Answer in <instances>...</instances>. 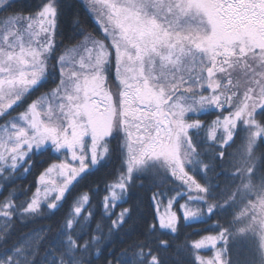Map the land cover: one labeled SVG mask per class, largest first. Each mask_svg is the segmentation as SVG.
<instances>
[{
	"label": "snow or ice",
	"instance_id": "6c2138e0",
	"mask_svg": "<svg viewBox=\"0 0 264 264\" xmlns=\"http://www.w3.org/2000/svg\"><path fill=\"white\" fill-rule=\"evenodd\" d=\"M12 4L13 0H0V10ZM62 7L61 0H41L26 15L13 8L0 28V115L24 103L46 78ZM88 9L103 39L89 36L70 59L60 55L58 65H53L60 74L56 87L0 128V173L15 170L29 152L49 143L57 153L68 154L39 175L38 187L21 214L38 213L42 201L48 200V209H56L73 182L109 153L110 138L122 135L126 171L109 186L110 195L103 202L106 214L127 194L134 173L170 172L182 190L168 198V208L186 196L180 205L185 219L235 208L231 219L217 222L216 234L192 242L198 264H240L230 253L234 244L246 240L254 244L257 255L245 264H264V174L257 183L253 151L257 139L264 143V121L257 119L258 109L264 113V0H88ZM113 55L119 81L115 94L106 79ZM212 108L220 114L211 121L189 119L190 114ZM238 122L246 131L245 155L234 161L240 182L215 194L213 185H202L186 170L201 156L194 135L203 130L207 140L223 149L233 141ZM218 155L223 158L225 153ZM166 196L160 190L152 199L158 202ZM188 202L198 206L193 210ZM0 207L4 217L15 211L10 200ZM81 207L75 206L73 216ZM130 216L131 209H121L109 231L122 227ZM177 219L169 212L159 218V226L175 233ZM73 224V219L66 221L69 230ZM102 239L92 236L81 245L67 234L59 259L53 248L52 259L45 256L40 264H86L83 253ZM38 245L39 238L25 240L0 255V264H37ZM206 247L214 256L200 254ZM134 255L141 258L139 264H162L151 249L144 252L141 247ZM107 264L137 261L117 258Z\"/></svg>",
	"mask_w": 264,
	"mask_h": 264
},
{
	"label": "trees",
	"instance_id": "16d2710c",
	"mask_svg": "<svg viewBox=\"0 0 264 264\" xmlns=\"http://www.w3.org/2000/svg\"><path fill=\"white\" fill-rule=\"evenodd\" d=\"M61 2L63 7L55 39L62 47L78 43L89 33L97 37L102 35L97 21L84 0H61ZM40 3L41 0H13L12 8L6 11L0 10V19L10 15L13 8L26 15L36 10ZM55 49L59 48L56 46ZM106 76L111 84L115 83L113 67ZM56 77L49 72L40 86L30 91L24 103L14 105L8 110L7 115L0 116V124L24 110L27 104L42 93L48 92L54 85ZM219 114L212 108L196 115L192 114L189 119L208 122ZM257 119L264 121V113L259 109ZM244 127L238 123L233 141L223 149L207 140L203 130L194 135L201 156L199 163L187 167V170L195 175L202 185H213L212 191L215 194H219L226 186L234 187L240 182L235 176L234 161L242 159L245 155L242 149ZM109 148V153H106L97 165L90 167L73 182L56 209H48L47 202H42L40 211L33 215L21 214V208L27 206L35 193L39 175L51 162L61 158L60 152L57 153L51 146H45L41 150H33L15 170L7 169V173L0 176V205L10 200L15 206V211L11 217H4L3 208L0 207V255L6 254V250L14 246L21 245L25 240L36 241L39 238L37 264H40L41 258L45 256L52 259L53 254L50 250L53 248L57 249L58 260V253L63 249L67 234H72L81 245L92 236L103 238L100 244L92 243L88 251L83 253L86 264L88 261L90 264H107L108 260L115 262L117 258L133 259L139 264L141 258L134 254L139 253L141 247L144 252L151 249L162 264H198L195 261V250L191 248L192 242L202 236L216 234L219 231L217 222L224 224L231 219L235 208L225 207L218 209L211 216L204 215L197 219L186 220L179 206L186 196H181L174 204L178 218L176 232L160 228L156 205L152 199L153 193L163 190L167 196H172L174 191L181 187L179 182L175 184L176 179L170 175V172L152 170L147 174L134 173L127 194L117 200L106 214L103 202L104 197L110 195L109 186L117 181L122 171H126L122 135H114L110 138ZM221 150L225 153L223 158L218 155ZM253 151L257 157L255 180L258 183L260 176L264 174V143L257 139ZM84 195L88 196L87 202L82 201ZM167 196L161 199L164 201ZM76 204H82L81 213L73 216ZM123 208L131 209V216L126 217L122 227L109 231L112 228V220L116 219ZM68 219L74 220L71 230L66 227ZM98 226L99 230H97ZM162 241L167 243L166 247L161 245ZM211 250L207 248L199 252L205 255L211 254ZM121 253H124V257H121ZM230 255L233 261L245 264L257 254L254 244L246 240L234 244ZM79 256L80 254H77L78 258Z\"/></svg>",
	"mask_w": 264,
	"mask_h": 264
},
{
	"label": "rangeland",
	"instance_id": "374dc122",
	"mask_svg": "<svg viewBox=\"0 0 264 264\" xmlns=\"http://www.w3.org/2000/svg\"><path fill=\"white\" fill-rule=\"evenodd\" d=\"M86 3H87V5H88V0H84ZM91 12V11H90ZM92 13V12H91ZM92 15H93V17H94V19L97 21V19H96V16H95V14L94 13H92ZM9 16V15H8ZM8 16H5V17H3V18H1L0 19V28H2L3 27V24L6 22V18L8 17ZM97 23H98V21H97ZM98 25H99V28H100V30H101V38L100 37H97V36H95V35H93L92 33H89V34H86L82 39H81V41H79L78 43H76V44H74V45H71V46H67V47H62L60 44H59V42L56 40V46L59 48V49H55V51L52 53V58H50L49 59V62H48V73L50 72L52 75H54V77H56L54 80H55V83H54V85L52 86V88H50V90L51 89H54L55 87H56V85L59 83V70H58V67L57 68H53V65H58V57L60 56V55H64L65 57H66V59H70L71 58V56H73L75 53H74V51H73V49H75V50H77V51H79L80 49H81V47L83 46V44L86 42V39H87V37H89V36H91L92 37V39H103V37H104V34H103V31H102V28H101V26H100V24L98 23ZM56 48V47H55ZM113 58H114V55H113ZM112 58V59H113ZM114 60V59H113ZM112 67H113V71H114V80H115V83H112L111 84V82H109V80H108V76H106V79H107V81H108V87H109V89H110V91L111 92H113L114 94L115 93H117V91H118V86H119V81L116 79V77H115V64L112 62ZM56 75V76H55ZM236 79H240L241 77H235ZM46 93V92H45ZM41 96V95H40ZM39 96V97H40ZM38 98V97H37ZM116 99V96L114 95V100ZM32 102V101H31ZM30 102V103H31ZM27 107V106H26ZM26 109V108H25ZM24 109V110H25ZM24 110H22L21 112H23ZM21 112H19L18 114H16L14 117H12V118H15V117H17ZM198 114V113H197ZM190 115H192V114H190ZM189 115V116H190ZM193 115H196V114H193ZM1 116V115H0ZM12 118H10V119H8L7 121H5L4 123H2V124H0V128H2V126L6 123V122H8V123H11V122H14L13 121V119ZM239 123V122H238ZM241 124V123H240ZM242 125V124H241ZM244 129H245V127H244ZM243 129V132H242V140H243V142L242 143H244V140H245V136H246V131ZM220 133H218V135H219ZM122 143H123V140H122ZM45 146H51L50 145V143L49 144H46ZM44 146V147H45ZM34 150H36V149H34ZM33 151V150H32ZM31 151V152H32ZM123 151H126V150H123ZM31 152H29V154L31 153ZM28 154V155H29ZM60 154H61V158L58 160H55V161H53V162H56V163H58L59 161H61V160H63V159H65V156H67L68 154H67V152L65 151V150H61V152H60ZM124 157H125V155H124ZM26 159V158H25ZM69 159H70V157H69ZM124 160H125V158H124ZM23 162V161H22ZM21 162V163H22ZM53 162H51L50 164H52ZM49 164V165H50ZM94 166V165H93ZM49 167V166H48ZM92 167V166H91ZM9 169V168H8ZM186 170H187V168H186ZM7 173V169H6V171L5 172H3V173H0V176L1 175H5ZM55 174H53V176H54ZM39 178V177H38ZM179 181H175V184L176 183H178ZM178 184H180V182L178 183ZM37 187H38V185H37ZM180 187H181V185H180ZM182 189H177L176 191H174V193H173V195L172 196H175V193L177 192V191H181ZM172 196H167V198H166V200H162V199H160L158 202H155V205H156V209H157V218H158V223H159V218L160 217H166V215H167V213H169V212H175L176 213V210H175V208H174V204L176 203V201H178L181 197H179V198H177V199H175L174 200V202H173V205H172V207L169 209L168 208V198L169 197H172ZM187 201V197L186 198H183L182 200H181V202H180V204H179V206L181 205V204H183V203H185ZM42 202H47V203H49L50 202V200H48V201H42ZM75 206H77V204L75 205ZM198 205L196 204V203H193V202H188V207L189 208H191V209H195L196 207H197ZM201 207H202V205H200ZM75 208V207H74ZM181 209V208H180ZM181 212H182V214H183V211H182V209H181ZM176 215H177V213H176ZM200 217H202V216H200ZM200 217H196V218H187L186 220H193V219H197V218H200ZM167 229V228H166ZM207 248H211V247H206V248H202V249H207ZM212 249V248H211ZM202 256H204L205 258H209V257H212V256H214V250L212 249L211 250V254H205V255H203L202 253H200Z\"/></svg>",
	"mask_w": 264,
	"mask_h": 264
}]
</instances>
